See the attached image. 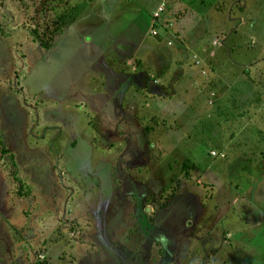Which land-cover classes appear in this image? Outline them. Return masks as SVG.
Listing matches in <instances>:
<instances>
[{
	"label": "rangeland",
	"instance_id": "1",
	"mask_svg": "<svg viewBox=\"0 0 264 264\" xmlns=\"http://www.w3.org/2000/svg\"><path fill=\"white\" fill-rule=\"evenodd\" d=\"M155 1L0 0V264H264V0H163L179 40L133 110L120 88L141 72L114 69L153 40ZM64 11L72 24L49 47L31 39ZM76 212L97 227L95 249L63 224Z\"/></svg>",
	"mask_w": 264,
	"mask_h": 264
},
{
	"label": "crops",
	"instance_id": "2",
	"mask_svg": "<svg viewBox=\"0 0 264 264\" xmlns=\"http://www.w3.org/2000/svg\"><path fill=\"white\" fill-rule=\"evenodd\" d=\"M163 0H160V1H155L154 2V5H153V8L157 5V4H159V3H164V1L162 2ZM237 2L239 1V0H236ZM239 4H240V2H239ZM235 5L236 7H239V8H241L240 7V5ZM163 5H165V4H163ZM217 7V6H216ZM215 7V8H216ZM220 8H218L217 10H219ZM220 11V10H219ZM166 13H167V11H165L164 10V12L162 13V15H161V22H160V25H159V28H158V35L156 36H154V35H152L151 37H152V41H150V42H144V36L142 37V38H140L139 39V41L141 42V44H139V42H137V44L133 47V50H127L126 52H122V53H119L121 56H120V59H119V61L121 62L120 64H118L117 66H115L116 68L114 69V70H116V71H123V74H116L117 76H118V79L120 78V76L123 78V80H126L125 78H124V75H125V71H126V73L128 72H139V74H140V72H141V75H140V77H141V79H138V81L137 82H135V81H133V82H130L129 83V85H127L126 87H122V88H120V92H122V96H124V97H130V96H132V97H134L133 99H134V107L132 108L133 110L134 109H136L137 107H138V105H139V102H138V100H137V97H138V95L139 96H141V95H146V88H147V86L148 85H156L157 86V83L156 82H158V79L161 77V76H163V77H165L166 75H165V73L166 72H168V70H166V67H165V62L164 61H161V60H163L162 58H170V54L172 53V49L171 48H169L170 46H169V44H167V41H168V38L170 37L169 35H171L172 36V33H171V31H170V27H165V23L163 22V21H165L166 23H168V20L167 19H169V18H167V16H166ZM188 13V11L184 14V16L183 17H181V20L179 21L180 23H182V22H184L185 21V19H183L184 17H185V15ZM243 19H241V18H239L238 20H237V25L238 24H240V22L242 21ZM72 22V21H71ZM70 22V23H71ZM68 24V25H71V24ZM67 25V26H68ZM66 26V27H67ZM192 24H189V27H187V26H185L182 30H183V32H185V35H187L188 36V33H190V32H192V31H195L196 29H195V27L192 29V31H189V29H191L192 28ZM148 34V33H147ZM143 35H145V34H143ZM149 35V34H148ZM173 35L174 36H172L175 40H179V39H177V37H178V34L177 33H173ZM168 36V37H167ZM199 36V35H198ZM198 36L197 37H195L194 36V39L195 40H197L198 42H200L201 40L198 38ZM179 38V37H178ZM158 39V40H157ZM212 40H211V42H209V45H212V46H215V45H218V44H213L212 43V41L213 40H215V37H213V38H211ZM182 40V39H181ZM220 41H221V44H222V40L221 39H219ZM180 42H184V40H182V41H180ZM148 43V44H147ZM206 44H208V42H206ZM122 50H125V47H126V49H127V43H126V45H125V43H123V44H121V45H118ZM197 47H198V45H197ZM194 51L196 50V47H195V49H193ZM247 50V49H246ZM245 50V51H246ZM212 51H213V49L211 50V54H212ZM210 52V51H209ZM215 52V55H213L212 57H207V58H209V59H213L214 58V60L215 61H217V57H218V53H217V51L215 50L214 51ZM195 54V53H194ZM193 54V56H192V58H197L195 55ZM115 58H113V60H114ZM192 60V63H194L195 65L196 64H200L199 62H197L196 60H193V59H191ZM169 61L170 60H168V65L166 64V66L167 67H169ZM171 61H174V59H171ZM249 62H246V63H242V62H240V63H235V65L236 66H238L240 69H239V74H237L238 76H239V79L240 78H246V77H250V76H248V74L246 73V72H250V66H249V68L248 69H245V67H247V65H249L248 64ZM200 66L202 67V65L200 64ZM203 68V67H202ZM211 69H212V67H211ZM147 71H154L155 73H156V75H159L157 78H156V76H154V77H149L148 76V74H147ZM206 72V73H205ZM198 75H197V78L198 79H200V76H202V80L204 81L208 76H210V78L212 77V78H215V76L218 74V73H216V74H214V72H212V73H210L209 74V72H207V71H205V69H203V71H202V73L200 74V73H197ZM207 75V76H206ZM188 76H190V78H192V76L191 75H188ZM133 77V76H132ZM139 78V77H138ZM217 78L219 79L220 77H219V75H217ZM146 79V80H145ZM193 79V78H192ZM201 80V79H200ZM201 80V81H202ZM123 85V84H122ZM141 85H143V86H141ZM119 90V89H118ZM117 90V91H118ZM154 96H156V94L154 95ZM159 97H161V96H159ZM158 97V98H159ZM158 101H160V98L159 99H157ZM4 150H5V154H7V155H11V153H8L9 152V150H7V149H5L4 148ZM4 153H2V152H0V155H3ZM10 157V156H9ZM30 158H31V156L30 155H27V157L25 158V162L27 163V165H30V166H34V163H32V161H30ZM12 160V167L14 168V167H16V165H15V162H14V160H13V158L11 159ZM22 169V168H21ZM30 170V172L32 173L33 172V170L32 169H29ZM48 169H46V168H40L39 169V174H40V180L42 179V177H43V179H42V181H44V180H46V181H49V174H48V171H47ZM14 171H15V173H17V168H14ZM24 175H25V173H24V171H22L21 173H20V176H19V174H18V176H16V175H14V178L16 177L18 180H19V183H20V179L22 180V182H23V180L24 179H22L23 177H24ZM32 177H35V175H33ZM38 176L36 175V178H37ZM20 178V179H19ZM12 180H14L13 179V177H12ZM12 182V181H11ZM43 184H46V183H43ZM33 190V189H32ZM31 190V191H32ZM25 192H27V191H25ZM25 192H23L22 190H21V188H20V191L18 192V195H25L26 193ZM32 194V196L35 198V201L37 202V198L38 197H36L35 195L37 194L36 192L35 193H31ZM34 194V195H33ZM6 197V196H5ZM2 200H4V196H2ZM35 201H34V203H35ZM7 207V206H6ZM8 208H10V207H8ZM31 209H33V208H31ZM2 211H0V221L1 222H3V220H4V218H5V216L4 215H7L8 216V214H10L9 212H7V211H4V209H1ZM31 211V210H30ZM67 212V211H66ZM30 214L32 215V217H31V219H30V224H33V227L35 226H38V223H36V222H34V220H35V216H34V214H36L37 216H40V211H38V210H36V211H31L30 212ZM90 219V218H89ZM8 220V219H7ZM69 220L70 221H66V222H64L63 224L67 227V228H70L69 226H67V225H69L70 223H72V224H74V229H78V232H79V230H81V231H87L86 233H81V232H79V234H76V237H74L73 236V233L72 232H70V236H71V238H72V241H74L75 243H77V244H79V245H81L82 243H86L87 245H89L90 246V249L89 250H92V249H95L96 247H97V245H96V240H98L99 238H98V235L95 233L96 231L98 232V230H97V227H95L94 226V224H91V223H89V222H87L86 221V223H89V224H87V225H83V222H81L82 220H84V217H83V215H82V212H76V213H74V215L72 216V217H70L69 218ZM72 220V221H71ZM79 220V221H78ZM135 227H136V225H135ZM142 227V226H141ZM125 229V228H124ZM34 232V237H38V235H36V233H37V231L35 230V231H33L32 230V232L31 233H33ZM90 232V233H89ZM99 233V232H98ZM12 235V237H13V234H11ZM57 236H59V235H57ZM33 237V238H34ZM156 243V242H155ZM42 248V247H41ZM43 249V248H42ZM85 251L87 252V250H86V248H85ZM43 252L45 253V256H46V250L44 251V249H43ZM95 252H97V253H99L100 251L97 249L96 251H93L92 253H95Z\"/></svg>",
	"mask_w": 264,
	"mask_h": 264
},
{
	"label": "trees",
	"instance_id": "3",
	"mask_svg": "<svg viewBox=\"0 0 264 264\" xmlns=\"http://www.w3.org/2000/svg\"><path fill=\"white\" fill-rule=\"evenodd\" d=\"M40 8H42L41 3H40ZM67 9H71V8L69 7ZM49 10L50 11L52 10L51 7L49 8ZM66 16H68L67 11H64L63 13L56 12L52 16H50L49 22L43 21L42 16H41V18H39V21H37L36 23L34 22L33 23L34 25H32L31 27L27 29L29 32L28 34L31 36L32 40L37 41L42 47H49L54 41L55 37L59 35V33H61L63 28L67 26L71 22V20L74 19L73 17L67 18ZM163 22L166 23L165 21ZM0 152L4 153L5 152L4 148L0 147ZM13 179L19 182V180L16 177L14 178V176H13ZM141 206L140 208H138L139 214L141 211L146 212L144 209H141ZM160 206L164 207L165 205L164 203H162ZM146 217L147 219H149L147 221L149 222L153 221L151 220L150 214H147ZM124 228L126 227L124 226ZM58 234L62 235V233L57 232V235Z\"/></svg>",
	"mask_w": 264,
	"mask_h": 264
},
{
	"label": "built area",
	"instance_id": "4",
	"mask_svg": "<svg viewBox=\"0 0 264 264\" xmlns=\"http://www.w3.org/2000/svg\"><path fill=\"white\" fill-rule=\"evenodd\" d=\"M165 10V6L163 5V3H159L155 6V8L153 9L152 13H151V23H150V29H149V33L151 35H158V28L161 22V15ZM213 44H217L218 40L215 39L212 41ZM169 44V42H168ZM210 154L212 155H217V153H215L214 151H211ZM219 154V153H218ZM220 156H222L220 154Z\"/></svg>",
	"mask_w": 264,
	"mask_h": 264
}]
</instances>
